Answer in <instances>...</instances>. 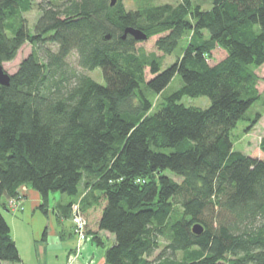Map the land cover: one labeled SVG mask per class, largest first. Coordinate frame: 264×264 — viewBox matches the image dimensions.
Returning <instances> with one entry per match:
<instances>
[{"label":"trees","instance_id":"obj_1","mask_svg":"<svg viewBox=\"0 0 264 264\" xmlns=\"http://www.w3.org/2000/svg\"><path fill=\"white\" fill-rule=\"evenodd\" d=\"M212 5L181 0L134 11L124 0L50 1L37 5L31 30L25 14L34 0H0V64L26 43L34 48L10 86L0 85V264L21 262L4 213L23 187L41 195L45 215L51 194L70 199L71 220L79 204L98 244L101 232L113 234L105 264H264V137L259 155L231 140L250 108L264 107L256 73L264 0ZM128 27L148 39L124 40ZM188 36L182 56L162 70ZM155 38L156 51L138 47ZM218 49L226 57L212 66ZM96 69L106 85L89 76ZM176 76L182 87L164 96ZM185 97H208L211 106L187 107Z\"/></svg>","mask_w":264,"mask_h":264},{"label":"crops","instance_id":"obj_2","mask_svg":"<svg viewBox=\"0 0 264 264\" xmlns=\"http://www.w3.org/2000/svg\"><path fill=\"white\" fill-rule=\"evenodd\" d=\"M22 193L14 205L7 202L9 210L4 213L20 252L18 264H105V253L115 243L113 234L101 232V245L93 236L80 242L67 217L68 197L53 195L52 201L50 197L49 213L45 215L37 191L23 187Z\"/></svg>","mask_w":264,"mask_h":264},{"label":"rangeland","instance_id":"obj_3","mask_svg":"<svg viewBox=\"0 0 264 264\" xmlns=\"http://www.w3.org/2000/svg\"><path fill=\"white\" fill-rule=\"evenodd\" d=\"M57 2L60 3L64 0H34L35 6L33 10L27 14H25V18L27 19L28 25L31 30H33L34 25L36 24L40 12L38 10L37 5L40 3H46V2ZM193 4H200L205 10H210L212 8V0H191ZM181 2V0H124V4L127 8V10H139L143 7L147 6H152V5H165V4H171V5H178ZM157 38L139 43L138 47L145 49L147 52H153L156 51L155 49V41ZM190 39V36H188L186 39L182 40L180 46L178 49L172 54L165 56L163 59V65H162V70H166L170 66H172L179 57L182 56L183 54V49L187 46V42ZM34 48L30 43H26L22 49L20 50L17 58L9 63H4V69L10 74L14 75L18 69L19 65L21 62L27 58L29 55L32 54ZM226 52L222 49H218L213 53V58L209 61L210 65H215L221 60H223L226 57ZM77 56L73 54L69 62L72 66L77 68L76 64ZM257 75L260 77L261 81L258 85L259 91L262 93L264 91V66L259 68L256 71ZM91 78H93L97 83L106 85L105 79L103 77V73L101 69H96L92 72L88 73ZM150 77V76H149ZM183 85V80L181 79L180 76H176L173 81L170 83V85L166 88L164 91V96H169L179 90ZM150 98L152 97V94L149 95ZM163 96H156L153 98L154 100V112L158 109V107L161 104V101L163 100ZM182 103L187 106V107H195V108H200V109H207L211 106V101L208 97H199V98H190V97H185L182 100ZM258 114L262 115V118L258 122V124L248 133L246 128L249 127L251 124V120L257 117ZM264 137V107L262 105V102L259 101L256 104H254L250 110L247 112L245 116V120L241 121L237 128L232 132L231 134V140L234 144V149L241 151L247 155H259V145ZM175 181L181 182V179L172 176ZM83 193L86 194V188L83 185L81 187V193L80 196L77 198L76 201H80L83 197ZM53 195H58L61 196L62 193H56V194H51V201L53 199ZM11 205V204H10ZM76 234V233H75ZM89 239H91V236H88ZM168 241L163 238L162 239V245H161V250H158L156 252V255H158L163 248L166 246ZM182 255L178 254V258H181Z\"/></svg>","mask_w":264,"mask_h":264},{"label":"water","instance_id":"obj_4","mask_svg":"<svg viewBox=\"0 0 264 264\" xmlns=\"http://www.w3.org/2000/svg\"><path fill=\"white\" fill-rule=\"evenodd\" d=\"M118 0H111V6H115L117 4ZM132 36L135 40L137 41H145L148 39V35L141 29L138 28H133V27H128L124 31L123 39L125 40L128 36ZM111 35H107L105 37V40H110ZM11 77L5 69L4 65L0 64V85L1 86H10L11 84ZM193 233L200 236L204 233V227L200 224H196L193 227Z\"/></svg>","mask_w":264,"mask_h":264},{"label":"built area","instance_id":"obj_5","mask_svg":"<svg viewBox=\"0 0 264 264\" xmlns=\"http://www.w3.org/2000/svg\"><path fill=\"white\" fill-rule=\"evenodd\" d=\"M21 195L23 196L22 192H21ZM15 202H16L15 200H11L10 204L14 205ZM72 222H73L74 232L78 236L79 241L80 242L87 241L89 239V237H88V235L86 234V231H85L86 222L83 219V217L80 215V206H79V204L74 205Z\"/></svg>","mask_w":264,"mask_h":264}]
</instances>
